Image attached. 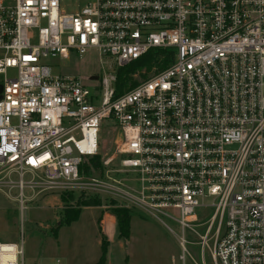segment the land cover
Masks as SVG:
<instances>
[{
  "label": "built area",
  "instance_id": "obj_1",
  "mask_svg": "<svg viewBox=\"0 0 264 264\" xmlns=\"http://www.w3.org/2000/svg\"><path fill=\"white\" fill-rule=\"evenodd\" d=\"M154 49L168 67L115 99L113 68ZM92 51L108 59L94 90L44 64ZM1 78L0 190L18 189L21 210L25 189L116 197L176 224L179 264L207 251L264 264V0H90L71 14L61 0H0ZM108 121L116 152L83 174ZM0 264H26L23 239L0 243Z\"/></svg>",
  "mask_w": 264,
  "mask_h": 264
},
{
  "label": "rangeland",
  "instance_id": "obj_2",
  "mask_svg": "<svg viewBox=\"0 0 264 264\" xmlns=\"http://www.w3.org/2000/svg\"><path fill=\"white\" fill-rule=\"evenodd\" d=\"M90 0H61V8L66 13H74L84 7ZM108 59L101 58L92 51L82 57L71 54L70 59L49 57L44 64L50 68L52 74L67 75L80 78L90 89H95L100 81H93V76L102 77L108 71ZM117 71V68H113ZM158 72V66L145 72V79H149ZM14 75L11 73V76ZM135 79L140 84L145 81L138 75ZM3 81V78L0 79ZM120 132L108 121L100 134V169L90 170L91 177H98L104 167L103 162L116 152V144L120 140ZM118 163H114V170H118ZM120 181L124 177L119 173L113 174ZM1 177V176H0ZM2 177L6 182H18L16 174L5 172ZM24 180L28 182L30 176ZM134 186L133 184H131ZM122 188V187H121ZM74 195L48 194L31 198V191L24 190L26 199L24 210L17 201L18 189L9 187L0 190V243H15L21 245L24 241L26 264H98L102 256V238L109 246L106 264H179L178 258L181 246L178 243L180 229L172 221L162 219L173 231L169 230L158 219L154 218L139 207H127L118 198L98 195L99 202L92 193L72 192ZM102 194V193H98ZM65 202H64V201ZM81 208L78 221L62 225L57 233L54 230L60 224L63 213L67 210ZM131 211V227L129 239H119L117 225L102 224L104 214H112L113 209ZM204 221L209 219L213 210H196ZM113 215V214H112ZM201 231V230H200ZM188 240L195 242L196 238L188 236ZM192 256L200 262V249L189 245ZM207 264H213L206 252Z\"/></svg>",
  "mask_w": 264,
  "mask_h": 264
},
{
  "label": "trees",
  "instance_id": "obj_3",
  "mask_svg": "<svg viewBox=\"0 0 264 264\" xmlns=\"http://www.w3.org/2000/svg\"><path fill=\"white\" fill-rule=\"evenodd\" d=\"M168 56L165 55V51L154 49L149 51L146 55L139 58L136 61H133L125 66L119 67L116 71V83H115V99L121 97L126 92L136 88L139 83L135 79V76L145 79L146 73L150 71L154 65L158 66V72L166 69L168 67ZM157 72V73H158ZM99 156H95L86 161L82 166L81 172L83 174H90L92 169H100ZM102 171L104 167L101 168ZM73 196L72 192L66 194ZM94 199H97L99 196L92 195ZM64 201V200H63ZM99 202V198L97 200ZM65 202V201H64ZM82 209L77 208L74 210H67L63 213V216L54 232L57 233V230L62 225H70L73 222L78 221ZM117 219V229H118V238L119 239H129L130 237V227H131V211L129 208L126 209H113L111 212ZM102 238V256L98 264H106L108 248L107 244Z\"/></svg>",
  "mask_w": 264,
  "mask_h": 264
},
{
  "label": "crops",
  "instance_id": "obj_4",
  "mask_svg": "<svg viewBox=\"0 0 264 264\" xmlns=\"http://www.w3.org/2000/svg\"><path fill=\"white\" fill-rule=\"evenodd\" d=\"M101 221H102L103 226H105L104 227L105 230H106V225H108V222L111 224L113 223L114 225H117V219L112 214H104Z\"/></svg>",
  "mask_w": 264,
  "mask_h": 264
},
{
  "label": "water",
  "instance_id": "obj_5",
  "mask_svg": "<svg viewBox=\"0 0 264 264\" xmlns=\"http://www.w3.org/2000/svg\"><path fill=\"white\" fill-rule=\"evenodd\" d=\"M98 79H99V77L98 76H93L92 78H91V80H93V81H98ZM2 92V87H0V93Z\"/></svg>",
  "mask_w": 264,
  "mask_h": 264
}]
</instances>
